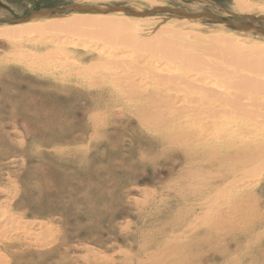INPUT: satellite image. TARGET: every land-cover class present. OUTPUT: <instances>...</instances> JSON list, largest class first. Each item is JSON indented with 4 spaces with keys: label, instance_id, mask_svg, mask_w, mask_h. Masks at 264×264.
<instances>
[{
    "label": "rangeland",
    "instance_id": "rangeland-1",
    "mask_svg": "<svg viewBox=\"0 0 264 264\" xmlns=\"http://www.w3.org/2000/svg\"><path fill=\"white\" fill-rule=\"evenodd\" d=\"M154 2L0 0V264H264V168L251 170L264 136L246 135L248 119L204 111L214 101L198 112L184 90H162L149 73L154 46L66 33L45 43L48 32L18 34L31 21H7L73 4L163 8L123 13L138 27L121 29L147 37L161 27L191 45L224 35L264 43V32L169 11L264 28V0Z\"/></svg>",
    "mask_w": 264,
    "mask_h": 264
},
{
    "label": "bare ground",
    "instance_id": "bare-ground-1",
    "mask_svg": "<svg viewBox=\"0 0 264 264\" xmlns=\"http://www.w3.org/2000/svg\"><path fill=\"white\" fill-rule=\"evenodd\" d=\"M148 1H150L152 5L158 4V2H154V0ZM237 1L238 0H236V2ZM238 5L241 6L240 9L245 10V8H247L245 3H239ZM77 15L70 17H41L31 21L28 25L17 27L19 28L17 31L20 35H23L25 31L34 34L48 32L50 41H45V43L60 42L61 40H64L62 39V33H66L69 36L64 35L65 38L77 34L80 36H88L89 38L96 37L97 40H99L98 43L101 42L104 47L106 45H126L127 42H129V44L131 43L132 47L137 45H145L147 48L148 46H154L157 49L152 51V53H157L159 57L156 60L157 65L152 66L149 73L152 74L153 78L156 77L166 82L167 85L166 87H163L162 90H165V88H178L180 90H184V93L189 94L188 97L190 98V101H192V104L194 101H197V103L195 102L197 106L194 110H197L198 112L202 109V104L205 105L206 103L214 101V105H211L208 109L205 105L203 108L204 111H215L217 110V107H219L220 111L223 110L224 113L229 115L232 112L233 114L236 112L240 117L248 119L250 123L249 126L247 125L248 128L250 127V130L246 135L255 134V136H264V43H255L249 40L241 42L236 40L235 36L233 38L231 36L224 35L225 37L213 36L214 40L209 43L191 45L188 42L186 43L185 41L183 42L176 39L175 37L177 35L172 34L169 31L168 33L166 29L161 27L154 30V32L147 35V37H141V35L131 37L124 34V30L121 29V26H138L131 22L129 18L126 17V14L96 10L93 15ZM55 30L58 31L55 32ZM164 31L165 33H163ZM65 41L66 39L64 42ZM146 42L147 44H145ZM147 48L144 47V51ZM61 58L62 57H60V59ZM148 60L151 61V59ZM159 61L163 62L164 67H161L162 63H158ZM105 63H113L114 65L118 64V62L114 60H107ZM177 63L188 67L191 73H189L188 76H183L180 73L177 74L171 71L170 65ZM101 64L103 65L102 61ZM136 91L137 90L135 89L134 92ZM184 96L185 95H183V97ZM217 102L218 105H215ZM150 104L153 105L152 102ZM160 115L163 117V114ZM190 116L193 117L191 114ZM235 116L236 115L234 114L232 118ZM205 118H207V116ZM225 120H228V118ZM158 121L159 120H157V122ZM222 127L225 126L216 125V132L219 131V129L220 131L223 130ZM261 167L264 168V158L261 162L252 167L251 170ZM240 211L236 212L239 213ZM236 212L235 215H237ZM223 214L224 213L221 212L216 221H219ZM251 223L252 221L246 220V224ZM253 224L258 225L257 220H255Z\"/></svg>",
    "mask_w": 264,
    "mask_h": 264
},
{
    "label": "water",
    "instance_id": "water-1",
    "mask_svg": "<svg viewBox=\"0 0 264 264\" xmlns=\"http://www.w3.org/2000/svg\"><path fill=\"white\" fill-rule=\"evenodd\" d=\"M70 9L85 10V11H94V10H97V11L103 10L107 12L114 11V12H121V13H126V14H134L137 16H147L148 14H152L157 11H164L163 8H154L153 10L147 11V10L132 9V8L123 7V6H104V5L89 6V5L73 4V5L67 6L65 9L43 8L40 10H35V11H32L28 16L15 18V19H8L7 21L10 23L21 24L26 21H33L35 19H39L41 17L58 16L63 11L70 10ZM169 11L174 12L176 14L183 15L184 17H187V18H206L209 20L221 22L223 24H226L228 26H232L235 28H241L243 30H255L261 33L264 32V29L262 27L251 25V24H243V23H239V22H235L231 20H226L217 15L210 14V13L196 14V13H191V12H183L178 9L177 10L170 9Z\"/></svg>",
    "mask_w": 264,
    "mask_h": 264
}]
</instances>
